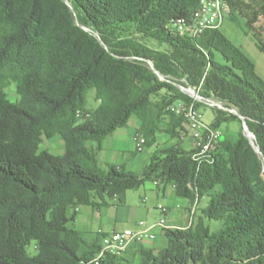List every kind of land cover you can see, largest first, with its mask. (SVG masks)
<instances>
[{"label": "trees", "instance_id": "trees-1", "mask_svg": "<svg viewBox=\"0 0 264 264\" xmlns=\"http://www.w3.org/2000/svg\"><path fill=\"white\" fill-rule=\"evenodd\" d=\"M225 1L239 26L242 16L248 29L254 26L249 3L264 19V0ZM197 6L198 0H0V264L87 263L101 243H88L72 226L77 208L108 198L121 205L126 191L146 180L172 183L176 195L207 203L189 226L163 228V247L139 245L137 264H264V80L219 28L195 40L178 35L177 22ZM143 37L167 48L153 49ZM8 80L17 102L4 90ZM176 83L235 108L258 151L241 126L235 140L221 141L212 163L198 165L192 149L175 144L157 149L140 173L101 168L102 140L132 114L145 145L158 131L179 136L183 118L168 106L191 97ZM91 88L99 105L88 110ZM211 108L215 128L242 122ZM78 112L88 116L80 120ZM54 136L64 142L60 155L40 148ZM204 219L222 221L220 230L211 233ZM123 258L108 255L100 264Z\"/></svg>", "mask_w": 264, "mask_h": 264}, {"label": "crops", "instance_id": "crops-1", "mask_svg": "<svg viewBox=\"0 0 264 264\" xmlns=\"http://www.w3.org/2000/svg\"><path fill=\"white\" fill-rule=\"evenodd\" d=\"M213 114L214 120L215 113ZM221 125L217 129L221 132L222 136L224 132L221 129ZM241 126L242 123H240V129ZM122 128H127V131H121L123 130ZM139 128L140 120L136 115L132 114L125 126L116 128L112 133L107 135L102 140L100 150L98 151L97 160L99 166L104 169L108 164H113L118 168L140 173L149 163L153 153L149 156L143 155L145 148L149 146L145 144L142 151L135 150L133 137L135 133H141ZM176 130L179 131V128L177 127ZM154 137L155 141L151 145H154L156 150L175 144H180L185 150H191L193 146V139L186 126L180 138L172 137L165 131L156 132ZM44 140L48 143L43 146L42 141L40 144L41 149H47L55 155L63 153L64 142L59 136ZM90 145L94 146L95 142H91ZM106 201L107 204L96 208L88 206L91 208V211H83V206H79L76 210L72 226L84 233V239L88 243L97 241L99 244H102L103 238L110 232L128 227L137 228L140 220L146 223L155 222L163 216L159 209L160 205L167 209L165 213L167 227H187L200 215V209L206 206L207 198L202 197L199 200L195 199L193 202H190L188 199L176 195L172 183L146 180L139 188L127 190L124 202L121 205L117 204L116 198H108ZM85 216L88 223H90L91 230H84L82 229L83 225H80V221ZM153 216L155 217L154 221L151 220ZM204 223L206 224V219H204ZM153 232L155 233L153 239H145L140 243L129 245L123 253L122 264L138 263L139 255L137 248L139 245L144 248L159 249L166 244L162 228L154 227ZM158 237L162 238L160 242L156 241Z\"/></svg>", "mask_w": 264, "mask_h": 264}, {"label": "built area", "instance_id": "built-area-1", "mask_svg": "<svg viewBox=\"0 0 264 264\" xmlns=\"http://www.w3.org/2000/svg\"><path fill=\"white\" fill-rule=\"evenodd\" d=\"M229 16V6L225 0H198L197 8L186 18L179 20L176 24V32L179 36L195 40L205 30L219 28L225 17ZM181 85V84H180ZM182 92L191 97V101H176L168 106L177 116L183 118V124L188 128L193 139L191 158L199 165L202 162L212 163L216 152L220 147L221 132L213 127L211 123L203 120V116L195 102H201L223 109V104L210 98L202 97L197 89L188 84L181 85ZM236 111L235 108H229ZM78 112V117L81 116ZM88 115L85 114V117ZM180 131V128H179ZM135 150L142 151L145 144V137L142 133H135ZM163 216L153 223H146L143 220L138 222L137 228H123L110 232L103 238L99 251L90 261L84 264H100L108 255L121 256L132 243H140L145 239H153L154 227L166 228L165 213L166 207L159 206Z\"/></svg>", "mask_w": 264, "mask_h": 264}, {"label": "rangeland", "instance_id": "rangeland-1", "mask_svg": "<svg viewBox=\"0 0 264 264\" xmlns=\"http://www.w3.org/2000/svg\"><path fill=\"white\" fill-rule=\"evenodd\" d=\"M67 1L68 0H64ZM248 10L251 11L250 17L251 20H254V26L252 29H248L246 26V20H248L247 17L242 16L241 18V25H237L234 23L229 16L225 17L222 21L221 25L219 26L220 31L236 46L240 47L241 50L245 53V55L254 63L255 65V72L264 80V52L259 48V46L264 47V19L262 16H259V18H255V8L249 3V5L246 7ZM142 40L146 42V44L153 48L158 50H163L167 48V44L164 42H160L151 38L143 37ZM221 59V57L219 56ZM149 65V64H148ZM4 90L8 96V98L13 101H18V95L16 92L15 82L8 80L5 82ZM164 92L161 91L160 95H162ZM152 99L154 101H157L159 99V96H153ZM99 104V101L95 98V90L93 88L88 89L86 92V107L88 110L95 109ZM212 106H200L198 107L199 110L202 113L203 120L207 123H210L211 120H213V113L214 110L211 108ZM85 118V113L81 114L79 117L80 120ZM124 131H127V128H122ZM221 129L224 132V135L221 136V139L224 140H234L238 136V132L240 130V123L236 119H231L229 121L223 122L221 125ZM185 130V126L182 123L180 126L179 131V138L181 137L182 133ZM182 131V133H181ZM46 139V138H44ZM43 141V146L48 143L46 140ZM91 143V142H89ZM156 151V147L154 145H149L145 148L143 155H150L151 153H154ZM83 211H91V208L88 206L82 207ZM155 217L153 216L151 220H155ZM158 220V219H157ZM156 220V221H157ZM80 225L82 226V229L84 230H91L90 223H88L86 216L85 218H82V221H80ZM206 225L208 226L211 233L218 232L222 226V221L220 220H207L206 219ZM89 232V231H88ZM88 234V233H85ZM162 238L158 237L156 238V241L160 242ZM28 251L30 253L34 252V249L32 246L28 248Z\"/></svg>", "mask_w": 264, "mask_h": 264}, {"label": "water", "instance_id": "water-1", "mask_svg": "<svg viewBox=\"0 0 264 264\" xmlns=\"http://www.w3.org/2000/svg\"><path fill=\"white\" fill-rule=\"evenodd\" d=\"M67 4H68V2L67 1H65ZM97 35V34H96ZM147 63L149 64V66H150V68L160 77V78H162L161 77V75L159 74V72L155 69V67L153 66V64L150 62V61H147ZM176 85H177V87L179 88V89H181L182 90V86L180 85V84H177L176 83ZM210 105H213V104H215L213 101H211L210 103H209ZM223 109H225V110H228L229 112H231V113H233V114H236V115H238L239 117H241L239 114H238V112L237 111H232V110H230L229 108H226V107H222ZM242 118V117H241ZM242 131H243V133H244V135L248 138V140H249V142H250V144L252 145V147L256 150V151H258V146L255 144V142H254V135H253V133L248 129V126H247V124H246V122L244 121V119L242 118Z\"/></svg>", "mask_w": 264, "mask_h": 264}]
</instances>
